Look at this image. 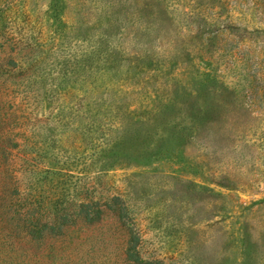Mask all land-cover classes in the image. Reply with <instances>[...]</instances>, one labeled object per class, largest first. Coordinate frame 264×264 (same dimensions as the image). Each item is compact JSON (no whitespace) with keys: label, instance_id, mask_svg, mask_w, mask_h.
<instances>
[{"label":"rangeland","instance_id":"rangeland-1","mask_svg":"<svg viewBox=\"0 0 264 264\" xmlns=\"http://www.w3.org/2000/svg\"><path fill=\"white\" fill-rule=\"evenodd\" d=\"M0 264H264V0H0Z\"/></svg>","mask_w":264,"mask_h":264},{"label":"trees","instance_id":"trees-1","mask_svg":"<svg viewBox=\"0 0 264 264\" xmlns=\"http://www.w3.org/2000/svg\"><path fill=\"white\" fill-rule=\"evenodd\" d=\"M196 131H197V130H196ZM196 131L193 130V129H191L190 132H188V133H189L188 136H187V133H186L185 135L188 137V139H191V138L196 134ZM99 213H100V212H97V215H100ZM96 217H97V218H95V217H94V218H90L91 220L89 219V221H90V222H93V221H96V220H99V219H100L99 216H96ZM64 218L66 219V217H64Z\"/></svg>","mask_w":264,"mask_h":264}]
</instances>
